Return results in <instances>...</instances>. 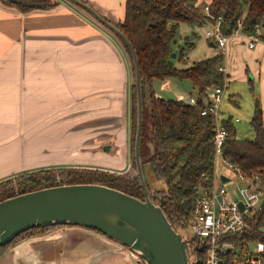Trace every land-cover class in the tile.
Segmentation results:
<instances>
[{
	"label": "crops",
	"instance_id": "obj_1",
	"mask_svg": "<svg viewBox=\"0 0 264 264\" xmlns=\"http://www.w3.org/2000/svg\"><path fill=\"white\" fill-rule=\"evenodd\" d=\"M24 1L58 5L23 12L0 0V180L13 177L17 163L78 168L80 152L117 156L128 140L135 82L123 44L65 0ZM84 1L113 24L125 19L126 0ZM248 42L240 32L230 37L224 65L229 77L235 73L252 84L264 125V40L254 48ZM185 43L194 49L191 37ZM226 117L221 112L225 125L241 122ZM121 161L127 167L128 160ZM59 227L17 243L0 264H139L128 248L103 235Z\"/></svg>",
	"mask_w": 264,
	"mask_h": 264
},
{
	"label": "trees",
	"instance_id": "obj_2",
	"mask_svg": "<svg viewBox=\"0 0 264 264\" xmlns=\"http://www.w3.org/2000/svg\"><path fill=\"white\" fill-rule=\"evenodd\" d=\"M1 2L23 12L32 10L8 5L4 0ZM199 2L209 7V15ZM125 4V19L115 25L133 45L140 63L144 110L142 166L145 178L149 171L156 180L166 183V189L153 191L146 179L151 201L162 209L172 227L179 232L188 226L197 195L195 187L210 184L214 176V123L211 117L201 116L200 111L211 98L215 87L221 85L224 79L218 71L224 61L222 54L182 69L174 65L172 54L175 53L179 27L183 23L204 27L207 21L221 17V29L225 36L230 38L238 32L252 36L260 32L259 37L264 40V0H126ZM57 5L50 4L48 8ZM124 47L132 61L125 44ZM180 51V60L184 61L185 49L181 48ZM132 69L135 76L133 61ZM169 78L189 80L198 105L193 106L180 98L165 99L157 95L154 82ZM131 109L132 130L136 138L138 106L135 82ZM251 126L254 139L239 140L235 137L234 127L225 125L228 137L223 146V156L246 176L258 175L260 186L264 189V125L258 101ZM135 138L132 142V175L120 176L92 168L39 169L18 175L15 178L18 193L1 191L0 202L45 188L77 184L103 185L144 200V190L135 164ZM252 223L249 239L264 242V210L257 213ZM53 227L31 229L20 234L13 242L26 233ZM6 247L8 245L0 247V250ZM5 252L0 254V258Z\"/></svg>",
	"mask_w": 264,
	"mask_h": 264
},
{
	"label": "water",
	"instance_id": "obj_3",
	"mask_svg": "<svg viewBox=\"0 0 264 264\" xmlns=\"http://www.w3.org/2000/svg\"><path fill=\"white\" fill-rule=\"evenodd\" d=\"M23 9H44L50 3L4 0ZM90 14L128 48L135 70L138 121L135 164L144 200L97 184L64 185L18 195L0 202V247L34 228L75 226L95 230L128 248L139 264H189L186 244L162 209L150 198L142 161L144 110L140 63L133 45L122 31L81 0H65ZM214 46V43L211 44ZM176 53L172 54L175 58ZM111 146H105L109 152ZM227 181L225 176L222 177Z\"/></svg>",
	"mask_w": 264,
	"mask_h": 264
},
{
	"label": "built area",
	"instance_id": "obj_4",
	"mask_svg": "<svg viewBox=\"0 0 264 264\" xmlns=\"http://www.w3.org/2000/svg\"><path fill=\"white\" fill-rule=\"evenodd\" d=\"M204 11L209 15V7ZM219 17L207 21L206 37L214 43L224 59L229 37L225 36ZM258 35L246 36L250 48L261 41ZM218 71L223 74V83L213 90L211 98L200 111L201 116L211 117L214 123L215 172L208 185L195 187L196 197L190 211L188 226L179 233L186 244L189 264H264V242L250 240L253 220L257 213L264 210V189L260 186V177H248L234 163L223 156V146L228 131L221 120V106L229 87V75L225 65ZM193 106L198 105L194 96L188 100ZM223 159L234 174L218 175L216 165ZM223 176L227 181L223 180ZM246 186H240L239 183ZM231 185V189L227 188ZM255 244L252 248L251 245Z\"/></svg>",
	"mask_w": 264,
	"mask_h": 264
},
{
	"label": "rangeland",
	"instance_id": "obj_5",
	"mask_svg": "<svg viewBox=\"0 0 264 264\" xmlns=\"http://www.w3.org/2000/svg\"><path fill=\"white\" fill-rule=\"evenodd\" d=\"M194 34H196L197 37H194ZM115 37L119 39L117 36ZM188 37H191L193 39V42L195 45L194 49H191L189 45L185 43V40ZM119 41L123 44V42L120 39ZM181 48L185 49V52H184L185 57L183 58H184V61L186 60L185 61L186 63H184L183 60L182 61L180 60V57H181L180 49ZM215 51H216L215 48H212L207 42L206 38L204 37L202 27H199L197 25H190L187 23H183L179 27L177 44L175 45V53H177V56L172 59H173L174 65L177 68L182 69V68L191 66L195 62L203 61L208 58L214 57ZM218 54L221 55L222 53L218 51L217 55ZM129 60H131L130 56H129ZM228 61H229V58H228ZM226 62H227V59H225L222 64L224 65ZM232 64L233 66H235V58H232ZM131 68H132V61H131ZM132 75H133V81H135V76H134L133 71H132ZM241 77L242 76H237L235 78V73L229 77V87L227 89L226 98L221 106V112L225 113L227 117L230 115H233L234 119L241 120L240 123H237V122L233 123V127L235 129V137L237 139L239 140L250 139L251 140V139H254L255 137L254 130L250 123L251 118L254 114V108H255L254 91H253L252 84L248 81V79L243 80V78ZM154 89L157 95L165 99L174 100V99L180 98L188 102L190 96H195L193 85L189 80H179L176 78L157 80L154 82ZM134 138H135V132L132 130V116H131V125L127 133V139H128L127 143L125 145L118 146L120 148L119 149L120 152L117 156L110 157L107 154H97L96 156L93 155L91 158H89L90 156L88 157L86 156L87 154H83L82 152H80L79 153L80 162L76 163L77 166H79L77 169H83V168L85 169V167H88V168L94 167V168H98L96 170H100V171H104V172H108V173L116 174L120 176L126 175V174L132 175L134 172L133 158H132V142ZM82 148L83 147H80V150ZM88 158L91 161H89ZM86 159L88 160V162H86L87 161ZM121 159L128 160L127 167H125V164L123 163V161L119 162V160ZM130 160H131V170L127 172L126 170L129 169ZM63 165L64 166H60L57 168H64V167L66 168V166H68L66 164H63ZM27 166L28 164L26 163L25 164L17 163V169H16L14 176L8 179L0 180V192L7 191L10 193L12 192L18 193L17 181L15 179L18 175H21L27 172H32L35 170H39V169H46L45 166L40 165L39 162L32 163L30 167H27ZM216 172L218 175H228V176H231L234 181L236 180L229 166L226 165L223 159L221 158L217 162ZM146 175H147L146 179L148 180L149 185L153 191L163 190L167 188L166 183L164 181L156 180L150 174L149 171L146 172ZM239 185L246 186L245 183H241V182L239 183ZM227 188L231 189V185H227ZM52 229H55V228H50V229L42 230V231L36 230V231L26 233L22 237H20L17 241L10 243L8 247H6L4 250H0V254L3 253L4 251L8 252L13 247H15L17 243L22 242L26 239L39 237V236H45ZM262 231L264 232V228L262 229ZM251 247L254 248L255 244H252Z\"/></svg>",
	"mask_w": 264,
	"mask_h": 264
}]
</instances>
